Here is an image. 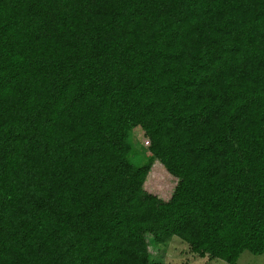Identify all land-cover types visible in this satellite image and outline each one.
I'll use <instances>...</instances> for the list:
<instances>
[{
    "label": "trees",
    "instance_id": "16d2710c",
    "mask_svg": "<svg viewBox=\"0 0 264 264\" xmlns=\"http://www.w3.org/2000/svg\"><path fill=\"white\" fill-rule=\"evenodd\" d=\"M146 235L264 254V0H0V264H172Z\"/></svg>",
    "mask_w": 264,
    "mask_h": 264
},
{
    "label": "rangeland",
    "instance_id": "374dc122",
    "mask_svg": "<svg viewBox=\"0 0 264 264\" xmlns=\"http://www.w3.org/2000/svg\"><path fill=\"white\" fill-rule=\"evenodd\" d=\"M142 139V134L138 135ZM144 143V142H143ZM176 178L171 176L165 168L155 161L144 182V189L149 193L155 194L163 200H167L172 194L176 184ZM150 259L172 264H229L222 259H210L199 257L189 252V246L178 237L171 238L167 245L159 248L150 235H146ZM264 254H252L244 250L236 264H263Z\"/></svg>",
    "mask_w": 264,
    "mask_h": 264
},
{
    "label": "built area",
    "instance_id": "2783aa9c",
    "mask_svg": "<svg viewBox=\"0 0 264 264\" xmlns=\"http://www.w3.org/2000/svg\"><path fill=\"white\" fill-rule=\"evenodd\" d=\"M145 143H147V141H145Z\"/></svg>",
    "mask_w": 264,
    "mask_h": 264
}]
</instances>
